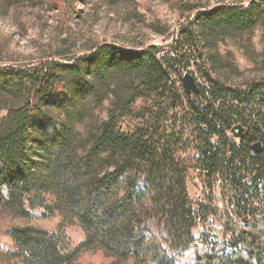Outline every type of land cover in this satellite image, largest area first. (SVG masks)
<instances>
[{"label": "trees", "instance_id": "16d2710c", "mask_svg": "<svg viewBox=\"0 0 264 264\" xmlns=\"http://www.w3.org/2000/svg\"><path fill=\"white\" fill-rule=\"evenodd\" d=\"M18 1L0 0V14ZM43 1L65 3L54 45L35 61L0 58V213L58 214L84 237L67 250L13 227L0 264H74L88 250L111 264H264V76L217 75L218 43L264 28V0L177 2L188 16L169 44L100 41L81 54L67 23L84 0ZM190 67L197 93L183 84Z\"/></svg>", "mask_w": 264, "mask_h": 264}, {"label": "rangeland", "instance_id": "374dc122", "mask_svg": "<svg viewBox=\"0 0 264 264\" xmlns=\"http://www.w3.org/2000/svg\"><path fill=\"white\" fill-rule=\"evenodd\" d=\"M186 0H84L76 4L77 15L67 24L74 51L81 54L94 42L109 41L122 45L154 44L165 46L171 42L179 26L185 22L188 13L176 10L177 2ZM213 4L214 0H203ZM52 3V2H51ZM65 3L50 4L47 1L27 2L19 0L6 12L0 14V58L10 57L19 63L35 61L49 45H54L58 27L65 21ZM166 27L165 34H156L151 24ZM218 54L222 60V71L217 75L230 83H240L248 78L264 76V28L257 27L250 34L224 39L218 43ZM196 81L202 82L199 71L190 67L188 71ZM100 113V112H99ZM4 115L0 112V118ZM102 116L103 113H100ZM195 154L190 143L184 151L188 172L185 182L189 199L196 202L203 199V182L192 158ZM222 207V204L219 205ZM216 225V222H214ZM32 226L57 235L65 249L78 245L84 237L82 230L60 215L44 216L34 209L26 218L0 213V252L14 249L11 240L13 227ZM201 229L200 225L197 228ZM99 250L83 251L74 264H111ZM11 264H20L12 262ZM124 264H132L127 261Z\"/></svg>", "mask_w": 264, "mask_h": 264}, {"label": "water", "instance_id": "95a60500", "mask_svg": "<svg viewBox=\"0 0 264 264\" xmlns=\"http://www.w3.org/2000/svg\"><path fill=\"white\" fill-rule=\"evenodd\" d=\"M183 84L188 92H194V93L198 92V87L195 82V79L189 72H186L183 75Z\"/></svg>", "mask_w": 264, "mask_h": 264}]
</instances>
